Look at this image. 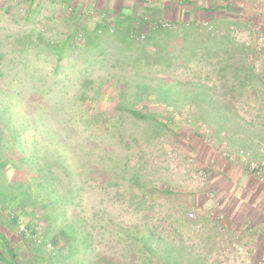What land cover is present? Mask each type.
<instances>
[{
    "label": "rangeland",
    "instance_id": "374dc122",
    "mask_svg": "<svg viewBox=\"0 0 264 264\" xmlns=\"http://www.w3.org/2000/svg\"><path fill=\"white\" fill-rule=\"evenodd\" d=\"M156 1L165 4L164 13H167L166 17L165 14L162 15L163 20L173 21L175 2ZM193 1L188 0L190 3ZM97 2L98 0H0V98L20 93L30 100L33 108L39 109L43 128L55 130L62 141L76 145L74 166L76 172L81 174L77 177L72 195L67 194L69 200L73 201L67 204L66 212L68 215L74 213L83 231L90 232L94 253L121 259L126 255L124 241L127 231L141 222L138 210L143 206L138 203V192L143 187V182L162 186L172 193L157 200L159 209L166 212L182 209L185 213L193 212L197 215L189 201L192 194L200 190L206 191L203 183L211 175H217L213 165L217 166L222 159L246 163L233 152L223 155L220 151L222 144L212 141L207 124V131L200 129V122L194 117V109L185 102L179 103L176 109H170V106L156 100L155 96L145 98L134 95L135 86L132 85L127 95L122 96L119 101L125 107L147 111L155 117V120L138 121L126 112L116 110L118 96L111 89L107 90L105 83L112 75L127 74L128 80L133 84L130 77L137 73L151 79V84L156 80H175L178 89L188 88L196 83L210 85L214 74L207 61H198L196 57L188 63L189 68L192 66L191 70L178 63L177 69L170 72L171 75L165 72L155 73L152 68L143 67V60L139 64L138 61L129 59L130 55L137 56V53L123 49L124 45L113 39V32L109 30L99 38L100 47L86 50L83 37H80L78 48L75 51L66 48L63 59L57 62L50 47L60 46L67 30L75 27V10L82 12L81 20L77 23L84 22L89 28L85 29L88 32L93 30L97 19L107 20L117 15L111 11H101ZM206 4L209 5V2ZM68 6L72 7V11H68ZM112 11L115 12V9ZM154 13L153 16L158 14L157 11ZM204 13L202 11L200 15ZM115 27L116 25L112 27L113 31ZM141 43V39H137L129 47L134 48ZM263 56L262 52L256 58L262 73ZM87 80L91 83L88 84ZM251 95L255 96V101L248 100L238 107L244 116L242 125L245 131L236 136L231 145H226L231 150H244L249 160L261 161L264 154H260L258 148L264 143V92L259 90L257 95L245 96ZM82 110H86L85 116L93 115L94 119L82 118ZM171 113V120L168 121L167 115ZM245 114L259 116L247 120ZM100 115L104 118L107 116L113 125L112 132L109 133L110 140L103 144L99 137L94 140L91 135L101 123ZM1 133L5 139L2 143L0 141V156L2 145L6 148L7 141L12 140L11 131L2 123ZM119 133L125 135L127 144L118 142ZM104 143L108 144L106 148ZM106 150L115 153L125 163L120 161L115 167H111L109 159L100 162L98 156L105 155ZM88 153L92 154L91 158L86 155ZM88 168H92V171ZM247 170L252 171L250 168ZM56 172L59 178L62 177L58 184L62 195L67 193L70 184L66 174ZM9 173L11 176L10 168ZM133 174L139 176L141 184L131 187L130 176ZM8 213L0 207V234L10 240H24L27 245L33 244V247L41 243L44 233L42 223L37 224L38 232L33 235L25 228L30 217L22 215L18 224H15L7 216ZM31 220L35 222L33 218ZM167 223L166 219L156 221L159 228ZM23 232L26 237H22ZM203 238L187 240L190 247L200 253L202 262L205 257V249L201 245ZM63 244L60 241L58 247ZM42 249L43 253L52 250L49 246Z\"/></svg>",
    "mask_w": 264,
    "mask_h": 264
},
{
    "label": "trees",
    "instance_id": "16d2710c",
    "mask_svg": "<svg viewBox=\"0 0 264 264\" xmlns=\"http://www.w3.org/2000/svg\"><path fill=\"white\" fill-rule=\"evenodd\" d=\"M222 9L223 7L217 6L213 11ZM202 10L212 11V8L202 7ZM75 11V28L70 30L60 46L50 47L57 62L63 59L66 48L69 51L78 48L80 37H83V45L88 50L100 47L99 38L110 30L113 32L112 38L124 45L123 49L137 53V56L130 55L129 59L138 61L139 64L143 60V67L152 68L155 73L165 72L171 75L170 72L177 69L178 63L189 68L188 63L196 57L198 61H207L211 65L214 79L210 85L196 83L184 89L176 88L175 80H156L151 84V79H147V76L136 73L130 77L134 82L132 84L127 74L112 75L105 83L107 90L111 89L118 96L117 111L126 112L138 121L155 120L154 114L125 107L119 101L122 96L127 95L129 87L134 85V95L145 98L155 96L156 100L170 106V109H176L182 102L192 107L195 119L208 125L212 141L216 144L231 145L232 140L245 131L238 107L249 100L246 94L257 95L259 90L264 92V75L260 70L257 71L251 58V55L254 59L257 58V52L239 42L232 34L233 30H214L202 22L179 23L143 15L136 24L130 21L127 26L115 23L114 31V25L111 27L109 22H103L88 32L76 24L81 20L82 12ZM143 22L149 26L145 23L141 25ZM137 39H141V45L130 48V43ZM191 68L192 66L188 70ZM86 82L91 83L90 80ZM85 111H81L82 118L94 119L93 115L85 116ZM100 117L101 123L91 135L94 140L99 137L103 144L110 140L109 133L112 132L113 125L107 116ZM167 117L170 121L172 113ZM41 119L39 109L33 108L30 100L20 93L0 98V124L8 127L12 134V140L7 141L6 148L2 145L0 156V171H3L0 173V207L9 212L7 216L15 224H18L22 215L30 217L25 228L31 234H37L39 223H42L44 229L41 243L36 245L34 256L29 262L22 261L19 250L10 246L5 236L0 234L3 244L0 261L7 264H205L200 261V253L187 243V240H199L203 237L200 230L196 229L197 218L190 219L182 209L168 211L169 213L159 209L157 200L172 193L162 186L145 182L138 192V203L143 206L138 210L141 222L126 233L125 257L117 259L94 253L90 232L83 231L74 213L68 215L66 212L67 204L73 201L69 200L67 194L72 195L77 177L81 174L76 172L74 166L76 145L62 141L55 130L43 128ZM4 139L1 133V143ZM118 142L127 144L124 134H118ZM107 146L104 143V147ZM91 153L86 155L91 158ZM104 154L98 156V160L103 162L109 159L111 167H115L120 161L125 163L109 150ZM9 168L12 170L11 176ZM88 169L92 171V168ZM56 171L66 174L70 184L67 193L62 195L58 190L62 177L59 178ZM139 183L138 175L130 176L131 187ZM165 219L168 220L167 225L159 228L156 221ZM25 234L23 232L22 237H26ZM60 241L64 244L58 247ZM47 246L52 250L45 251L44 254L42 247Z\"/></svg>",
    "mask_w": 264,
    "mask_h": 264
},
{
    "label": "crops",
    "instance_id": "0c3cea01",
    "mask_svg": "<svg viewBox=\"0 0 264 264\" xmlns=\"http://www.w3.org/2000/svg\"><path fill=\"white\" fill-rule=\"evenodd\" d=\"M194 1L190 3L188 0H173L172 2L175 3L172 20L179 23L202 22L214 30L237 29L247 35L264 36V0ZM207 2L209 5L206 4ZM97 5L102 8L101 11H111L117 15L112 19H97L93 28L105 21L111 25L118 23L127 26L129 21L133 24L138 23L143 15L150 18L157 11L156 18H164L162 15L165 14L166 17L167 13H164L165 4L162 5L156 0L152 2L150 0H98ZM217 6L223 9L213 11ZM202 7L212 8V11H206L204 15H200L203 11ZM114 9L115 12L112 11ZM76 24L79 28L89 29L84 22ZM69 32L70 30H67L64 38ZM248 97L249 101H255V96ZM239 114L243 120L244 116L240 111ZM256 114H245V118L247 120L257 118L259 114ZM247 168L246 164H241L237 160L222 159L220 164L213 165L217 175H211L207 182L203 183L206 191L200 190L192 194L189 203L190 207L197 211V221L201 224L200 232L204 237L201 245L205 249L203 260L205 264H218V256L232 239L244 246L245 251L242 254L235 251L228 252L225 256L227 264H244L245 257L257 258L264 254V172L249 171ZM5 239L10 246L19 250L22 261L29 262L34 256L36 245L34 247L33 244L27 245L24 240H10L7 237ZM2 247L3 244L0 241V251L3 250ZM0 264L7 263L0 261Z\"/></svg>",
    "mask_w": 264,
    "mask_h": 264
},
{
    "label": "built area",
    "instance_id": "2783aa9c",
    "mask_svg": "<svg viewBox=\"0 0 264 264\" xmlns=\"http://www.w3.org/2000/svg\"><path fill=\"white\" fill-rule=\"evenodd\" d=\"M60 1H64V0H60ZM67 9L68 11H72L71 6H68ZM233 35L236 37V39L239 42L243 43L248 47H252L257 52V55H260L262 52H264L263 35L261 34L247 35L244 34V32L237 29L233 30ZM251 58L253 59V62H255L258 71L260 66L259 61L256 58L254 59L253 55H251ZM199 126L200 129L207 131L205 124L200 123ZM220 151L222 152L223 155H229L233 152L236 156L240 157L241 160L244 161L248 166V168H250L251 170H256L257 172L260 173L264 171V159L261 161L249 160L244 150L242 149L231 150L230 148L227 147L225 143H222V145L220 146ZM258 151L260 154H264V143L261 144V146L258 148ZM188 217L190 219H196V214L193 212H188ZM196 229L197 230L201 229L200 223L196 224ZM230 251H235L239 254H242L244 253L245 249L244 246L238 243L235 239L230 240L226 248L223 250L222 254L218 256V260H219L218 264H227L225 262V256ZM244 264H264V254H261L257 258L245 257Z\"/></svg>",
    "mask_w": 264,
    "mask_h": 264
}]
</instances>
